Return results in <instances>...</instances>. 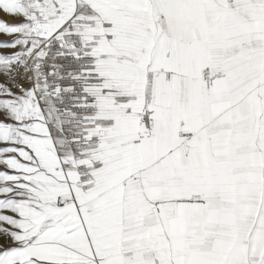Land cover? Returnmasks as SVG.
<instances>
[{"label": "snow or ice", "instance_id": "1", "mask_svg": "<svg viewBox=\"0 0 264 264\" xmlns=\"http://www.w3.org/2000/svg\"><path fill=\"white\" fill-rule=\"evenodd\" d=\"M0 264H264V0H0Z\"/></svg>", "mask_w": 264, "mask_h": 264}]
</instances>
